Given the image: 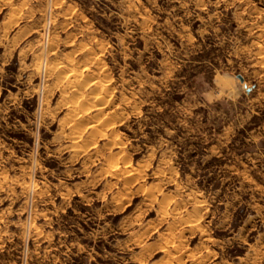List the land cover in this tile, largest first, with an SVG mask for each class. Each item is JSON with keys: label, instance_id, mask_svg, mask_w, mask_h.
Segmentation results:
<instances>
[{"label": "rangeland", "instance_id": "rangeland-1", "mask_svg": "<svg viewBox=\"0 0 264 264\" xmlns=\"http://www.w3.org/2000/svg\"><path fill=\"white\" fill-rule=\"evenodd\" d=\"M0 264H264V0H0Z\"/></svg>", "mask_w": 264, "mask_h": 264}, {"label": "bare ground", "instance_id": "bare-ground-1", "mask_svg": "<svg viewBox=\"0 0 264 264\" xmlns=\"http://www.w3.org/2000/svg\"><path fill=\"white\" fill-rule=\"evenodd\" d=\"M51 69V68H50ZM52 70V69H51ZM48 71V70H47ZM74 73H76V72H74ZM49 74V73H48ZM73 76H75V75H73V73L72 74H70L69 75V73H68V76L66 77L67 79H68V81L70 82L71 80H70V78L71 77H73ZM81 80V79H80ZM68 82V83H69ZM77 83V82H76ZM98 83V82H97ZM105 83V82H104ZM103 83V86H107L106 84H109L108 82L106 83V84H104ZM69 85V84H68ZM70 86L71 87H74V90L78 93V96L77 97H79L80 98V96H82L83 94L81 93V91H80V87H81V83L79 82V83H77V85L76 84H74L73 82H71L70 83ZM97 86V85H96ZM102 86V85H101ZM102 86V87H103ZM97 87H99V86H97ZM101 87V88H102ZM100 89V88H99ZM101 94V93H100ZM99 95V94H98ZM97 95V97H85L84 98V100L82 101L81 100V102L80 101H78V99L77 100H70L71 102V107H72V110L74 111V116L75 117H83V115H84V112L86 111L87 112V110H89V108H87L86 109V107L88 106L89 107V105L91 104L92 106H94V108L96 107V111L98 112V113H101L102 112V106H101V102H99V101H101V98H100V96L102 97V95H100V96H98ZM76 97V98H77ZM75 98V99H76ZM82 98V97H81ZM91 105H90V108H91ZM93 108V107H92ZM86 109V110H85ZM78 118V119H79ZM89 123H90V127L91 128H95L96 127V123H93V121H88ZM88 123V124H89ZM115 147H117V148H119V147H121V146H119L118 144L115 146ZM119 167V166H118ZM134 166L132 165V163L131 162H124L123 164H122V166H120L118 169L119 170H123V171H125V172H132V170L135 168H133ZM133 174V173H132ZM37 189V188H36ZM171 247H173V248H175L174 246H171Z\"/></svg>", "mask_w": 264, "mask_h": 264}]
</instances>
